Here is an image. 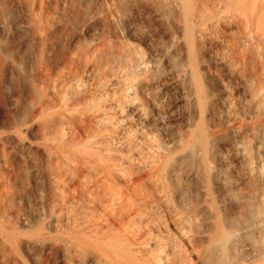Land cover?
Returning a JSON list of instances; mask_svg holds the SVG:
<instances>
[{
	"label": "bare ground",
	"instance_id": "bare-ground-1",
	"mask_svg": "<svg viewBox=\"0 0 264 264\" xmlns=\"http://www.w3.org/2000/svg\"><path fill=\"white\" fill-rule=\"evenodd\" d=\"M0 264H264V0H0Z\"/></svg>",
	"mask_w": 264,
	"mask_h": 264
}]
</instances>
